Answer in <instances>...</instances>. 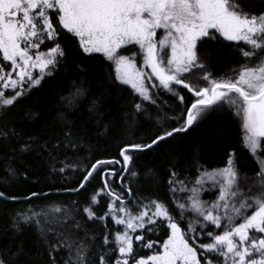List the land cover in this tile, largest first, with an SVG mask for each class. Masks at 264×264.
I'll return each instance as SVG.
<instances>
[{
    "label": "snow or ice",
    "instance_id": "obj_1",
    "mask_svg": "<svg viewBox=\"0 0 264 264\" xmlns=\"http://www.w3.org/2000/svg\"><path fill=\"white\" fill-rule=\"evenodd\" d=\"M65 31L78 38L83 53L103 54L115 80L139 95L136 113L149 112V105L159 107L156 96L161 88L181 104L185 102L181 87L193 98L178 115L158 118L161 131L150 141L122 142L118 157L95 159L85 166L77 186L66 191L78 194L100 175L103 186L89 195L88 204L73 201L71 206L50 203L37 208L29 203L12 214L6 231L15 238L35 226L50 264H60L59 252L67 253L63 264H92L93 259L97 264H264V156L259 154L264 151V11H252L246 0H0V60L10 67L6 71L0 63V114L41 86L46 77L66 69V50L60 43ZM218 39L245 44L239 55L246 62L231 76L217 78L206 70L201 52ZM137 56L142 67L137 66ZM86 79L73 81L72 91L61 97L63 108L55 114L57 126L50 140L38 144L37 137H25L22 130L7 126L0 127V138H16L20 154L47 150L55 160L54 149L78 147L87 135V124L78 126L77 113L88 112V119L108 133L111 125L103 122L99 100L84 105L90 91ZM225 106L242 120L243 143L260 168L255 176L242 172L235 151L223 167L209 170L202 165L195 178L180 179L173 170L171 209L163 200L141 197L139 184L126 181V175L139 176L134 170L138 154L159 147ZM26 115L33 122L40 117L38 111ZM165 120L182 122L168 130ZM134 125L135 120H130L129 127ZM4 165L8 176L19 174L14 161L6 158ZM78 167L65 163L59 172ZM116 179L123 192L114 187ZM5 181L10 183L7 177ZM209 186L218 193L215 200L202 198ZM178 193L187 195L178 198ZM39 196L31 192L27 199ZM0 198L22 199L3 190ZM102 198L107 211L98 215L95 209ZM81 211L88 221L105 227L99 239L78 219ZM109 219L122 230L108 228ZM161 228L167 230V238L151 239ZM142 251L150 254L142 255ZM27 254L23 242L5 246L0 248V264H22L21 257Z\"/></svg>",
    "mask_w": 264,
    "mask_h": 264
},
{
    "label": "trees",
    "instance_id": "obj_2",
    "mask_svg": "<svg viewBox=\"0 0 264 264\" xmlns=\"http://www.w3.org/2000/svg\"><path fill=\"white\" fill-rule=\"evenodd\" d=\"M247 6L254 12L264 11V0H246ZM55 22V19H54ZM60 43L65 47L67 67L65 70L54 74L51 78L46 77L41 86L34 89L26 98L0 114V127H14L23 131L25 137H37V143L41 144L50 137L56 128L54 119L57 111L63 108L61 97H65L72 91V82L86 77V85L90 91L85 98L87 106L92 100H99L100 109L103 113V122L111 125L110 131L104 133L103 127L98 126L88 119L89 113L83 115L77 113V124H87V135L79 142L78 147L71 149L53 150L55 160L49 157L47 150H37L31 154H20L19 142L16 138L4 140L0 138V190L9 196L21 197L20 201H9L0 198V248L8 245H18L23 242L27 255L21 257L22 264H50L49 253L42 246L41 237L35 226L27 227L24 232L13 238L11 231H6L11 223L12 214L17 210L26 209L27 204L41 205L42 203H61L71 206L73 201H78L81 206L89 203V195L98 187L103 186L100 175H96L86 190L78 194L66 191L77 186L78 178L95 159L118 157L119 145L122 142H148L161 131L160 121L167 117H174L184 110V105H190L192 94L181 87L185 96L184 104L179 103L166 90L158 91V105H149V112L139 114L135 112L134 104L140 103L139 95L127 86L115 80L113 68L110 62L102 54L89 56L82 52L78 45V39L72 34L61 33ZM244 42H232L224 39L211 41L205 45L201 52L202 58L207 63V71L215 77L230 75L232 70L238 69L246 61L239 55V49L244 48ZM79 65L88 69L81 72ZM196 83V79L192 78ZM201 86H206L200 82ZM156 91H154L155 95ZM38 111L40 117L34 122L28 119L27 113ZM135 120L134 127H129V121ZM180 122L164 121L165 127H179ZM80 131L84 129L81 127ZM244 133L241 128L239 116L226 106L212 111L206 119L194 125L186 132L175 134L163 142L159 147L145 151L134 161L135 171L138 177H127L133 184H139V195L144 198L160 199L173 205L170 200L169 180L171 172L180 173V179L185 175L194 178L201 170V166L207 169L225 166L227 159L233 151L243 173L249 177L255 176L260 171L259 164L254 155L243 143ZM13 149L17 151L14 153ZM264 156V151L259 153ZM14 161L18 170L16 177L8 176L5 171V159ZM65 163L79 165L76 169H65ZM119 167V166H117ZM57 171H53V169ZM27 172L25 176L22 173ZM5 177L10 183L5 181ZM114 186L121 192L124 189L115 181ZM59 190V191H57ZM31 192L40 194L39 198L33 197L28 200ZM216 194L215 196H217ZM214 196V197H215ZM213 197V199H214ZM98 215L107 211L106 202L95 209ZM78 219L87 223L89 229L95 231L98 239L105 232V227L99 222H90L81 211ZM108 228L113 232L120 230L109 219ZM166 229L161 228L158 235L151 239H166ZM79 235H83L80 232ZM207 240H201L206 243ZM95 252V249L93 250ZM142 255H149L142 251ZM66 252L57 253V260L63 264V256ZM92 264H97L93 259Z\"/></svg>",
    "mask_w": 264,
    "mask_h": 264
},
{
    "label": "rangeland",
    "instance_id": "obj_3",
    "mask_svg": "<svg viewBox=\"0 0 264 264\" xmlns=\"http://www.w3.org/2000/svg\"><path fill=\"white\" fill-rule=\"evenodd\" d=\"M55 19V18H54ZM160 34L158 33V36H159ZM78 39V38H77ZM46 46L47 47H52L53 46V44H51V43H47L46 44ZM45 48V45L44 44H42L41 45V49L43 50ZM131 51H136V49L135 48H132L131 49ZM122 54H125V55H130V52H123ZM0 55H2V53H0ZM103 55V54H102ZM0 63H3L4 64V68H5V70L6 71H10V67H9V62H7V61H2V60H0ZM137 66L138 67H142V58L141 57H139V56H137ZM233 74V72L232 73H230V75H225V76H220V77H226V76H231ZM16 75V73H13V76H15ZM217 78H219V77H217ZM127 86H129V87H131L130 85H127ZM154 91H156V90H154ZM11 92V90H6V94H9ZM239 119H240V124H241V128H242V131H243V133H244V130H243V127H242V120H241V118L239 117ZM126 175V174H125ZM127 176V175H126ZM195 178V177H194ZM116 181H117V183L119 184V180L118 179H116ZM115 187V186H114ZM209 188H210V190L209 191H206L205 193H204V195H203V199H205V200H209V201H211V200H215L216 198H217V196H215L216 194H218L216 191H214V190H211V186H209ZM118 190V189H117ZM119 191V190H118ZM121 191V190H120ZM187 195V193H178L177 194V197L178 198H183V197H185ZM215 196V197H214ZM213 197H214V199H213ZM46 205H48L47 203H42L41 205H35V206H37V208H39V207H42V206H46ZM250 214V213H249ZM120 230H122V228L120 227ZM209 230H212V229H209Z\"/></svg>",
    "mask_w": 264,
    "mask_h": 264
}]
</instances>
